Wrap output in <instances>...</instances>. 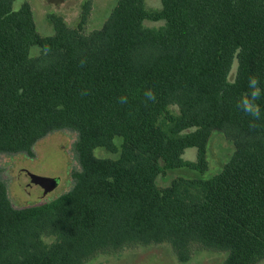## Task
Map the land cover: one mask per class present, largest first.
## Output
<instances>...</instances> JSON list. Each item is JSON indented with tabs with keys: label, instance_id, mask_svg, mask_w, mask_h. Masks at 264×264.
Listing matches in <instances>:
<instances>
[{
	"label": "trees",
	"instance_id": "16d2710c",
	"mask_svg": "<svg viewBox=\"0 0 264 264\" xmlns=\"http://www.w3.org/2000/svg\"><path fill=\"white\" fill-rule=\"evenodd\" d=\"M14 1L0 0V154L34 159L41 139L70 131L80 169L69 191L22 207L0 173V264H86L155 243L182 262L207 249L224 253L222 264L261 263L264 98L256 128L236 102L249 76L264 87V0H162L155 11L118 0L89 32L86 2L76 26L51 14L52 35L38 31L30 3ZM215 130L234 144L218 173L158 184L168 169L205 171ZM189 147L196 161L183 157Z\"/></svg>",
	"mask_w": 264,
	"mask_h": 264
},
{
	"label": "rangeland",
	"instance_id": "374dc122",
	"mask_svg": "<svg viewBox=\"0 0 264 264\" xmlns=\"http://www.w3.org/2000/svg\"><path fill=\"white\" fill-rule=\"evenodd\" d=\"M31 4L37 29L42 35H52L55 32L50 19L51 14L64 16L71 26H76L81 11L86 2L90 3L91 14L86 32L100 28L109 17L118 0H15L14 9H19L23 3ZM145 6L150 11L159 10L162 0H145ZM165 22L145 20L148 27H160ZM40 48L33 46L32 55H38ZM238 60L235 58L230 79L236 75ZM174 111H178L173 106ZM77 134L75 132H55L41 139L36 145L37 157L31 159L24 154H0V173L9 187L10 196L17 207L39 204L69 191L75 182L73 173L80 169L78 152L76 150ZM118 138L117 141H120ZM234 152V144L223 132L213 131L208 144V166L203 172L190 167L168 169L158 177L160 186L169 185L176 177L211 178L218 173ZM95 154L100 157L115 158L117 155L99 147ZM183 157L196 161L197 149L189 147ZM33 175L53 177L58 180L57 187L44 198H37L38 184ZM224 253L212 250H196L192 257L180 261L175 249L169 243H155L147 246L126 247L120 251L102 253L86 264H222ZM264 264V260L259 263Z\"/></svg>",
	"mask_w": 264,
	"mask_h": 264
},
{
	"label": "clouds",
	"instance_id": "9594fccd",
	"mask_svg": "<svg viewBox=\"0 0 264 264\" xmlns=\"http://www.w3.org/2000/svg\"><path fill=\"white\" fill-rule=\"evenodd\" d=\"M247 89V92L237 100L236 108L251 117L249 127L256 128L259 126L256 121H259L262 116L261 106L257 102L264 98V87L261 86L260 78L257 75L248 77ZM82 94L86 95L87 93ZM143 95L145 102H156V92L154 89L146 88ZM118 102L126 104L128 102L127 96L119 97Z\"/></svg>",
	"mask_w": 264,
	"mask_h": 264
},
{
	"label": "water",
	"instance_id": "95a60500",
	"mask_svg": "<svg viewBox=\"0 0 264 264\" xmlns=\"http://www.w3.org/2000/svg\"><path fill=\"white\" fill-rule=\"evenodd\" d=\"M33 179L38 184V192L35 194L37 198H44L47 196L51 191H53L57 185L58 180L53 177L47 176H40V175H33Z\"/></svg>",
	"mask_w": 264,
	"mask_h": 264
}]
</instances>
